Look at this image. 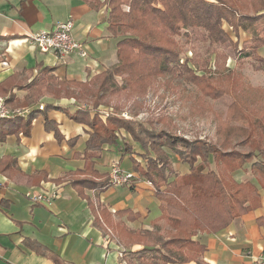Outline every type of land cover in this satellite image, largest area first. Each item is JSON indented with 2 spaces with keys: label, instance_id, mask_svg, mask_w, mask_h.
Returning a JSON list of instances; mask_svg holds the SVG:
<instances>
[{
  "label": "crops",
  "instance_id": "crops-1",
  "mask_svg": "<svg viewBox=\"0 0 264 264\" xmlns=\"http://www.w3.org/2000/svg\"><path fill=\"white\" fill-rule=\"evenodd\" d=\"M108 14L107 5L95 7L90 0H0V83L15 74L20 81L29 82L45 66L55 67L53 74L61 80H90L118 62L120 37L110 32ZM67 19H73L74 36L85 44L88 56L74 53L64 62L53 53L41 52L30 35ZM15 91L22 97L29 90ZM46 103L69 111L80 106L74 97L56 98L43 88L38 102L21 108L23 116ZM12 129L10 125L0 130V135L7 133L0 139V264H56L49 251L67 264H140L142 259L138 255L132 259L130 253L145 247L144 232L168 235L170 228L161 216L153 186L130 162L133 155L144 164L145 150L124 129V141L105 144L95 168L110 174L106 167L119 163L135 177L128 185L99 189L78 188L72 183L85 168L80 154L90 136L86 124L70 118L65 110L52 108L32 121L29 134ZM124 143L132 147V153L126 152ZM231 175L238 182L258 186L260 205L223 230L199 232L194 239L206 244L201 256L204 264H259L264 257V187L250 163ZM43 191L57 196L50 203L35 202L28 196V192ZM35 241L44 245V253L37 250Z\"/></svg>",
  "mask_w": 264,
  "mask_h": 264
},
{
  "label": "trees",
  "instance_id": "trees-1",
  "mask_svg": "<svg viewBox=\"0 0 264 264\" xmlns=\"http://www.w3.org/2000/svg\"><path fill=\"white\" fill-rule=\"evenodd\" d=\"M90 2L95 7L107 5L109 8L107 19L109 30L113 36L120 37L117 42L118 71L135 69L144 64L148 66L149 72L158 67L162 70L160 73L164 74L179 64L180 67L187 68L189 73H185V78L190 81L194 78L200 80L212 78V74L200 76L197 70L210 66L213 55L217 68L216 63L224 56L222 45L228 42L234 45L224 22L239 33L240 28L247 30L250 24L264 19V0H90ZM121 4H128L129 11H122L119 8ZM247 5L250 8H247ZM249 9L253 12L251 13ZM192 31L196 34L201 33L205 42H208V55L203 59L199 57L195 62H192L194 57H188L184 63L175 36L183 32L188 37ZM244 44L247 46L240 49L237 60H255V68L264 71V56L259 53V49L264 47V36H254ZM54 70L55 67H42L29 82L20 81L15 74L0 83V95L6 98L5 103L10 107L23 110L38 102L36 93H40L43 88L56 98L74 97L79 101L82 99L80 89L92 86L97 80H101L98 91L105 90L101 87H109L110 79L107 72L98 73L87 81H78L61 80L53 74ZM16 88L29 91L20 97L15 91ZM77 89L79 90L76 91ZM254 91L264 95V87H257ZM213 92L221 95L224 91L216 88ZM97 96V92L92 94L93 98ZM52 108L65 110L70 118L86 124L89 128L90 136L86 148L80 154L85 159V168L72 181L78 188L99 189L112 185L110 174L100 173L95 168V159L101 156L105 144L117 142L118 131L124 129L144 148L145 153L142 157L145 163L142 164L132 155L133 166L142 179L152 183L154 194L160 200L161 216L169 225L170 236L164 237L157 231H145L143 234L145 247L130 253L142 259L140 264H180L192 260L204 264L201 256L206 251V244L194 237L199 232L221 231L236 217L260 205L258 186L251 181H236L231 172L250 163L264 187L262 118L255 119L248 128H240L245 137L237 144L231 141L232 127L228 131L218 128L219 140L206 137L189 140L179 137L174 141L175 137L165 129L150 128L140 121L113 112H109L104 118L99 103L94 107L80 105L73 111L61 105L46 103L42 109H31L26 117L22 113L0 117V130L13 125L11 132L22 131L29 134L32 121ZM262 115L264 117V114ZM226 126L233 125L227 120L223 122V127ZM3 134L0 135V139H4ZM124 146L126 152L132 153V147L128 143H124ZM168 150L179 156L182 162L189 163L188 172L180 174L174 170ZM212 162L215 163V167H212ZM219 169H222L223 173ZM35 247L40 253H44V245L35 241ZM49 255L56 264H67L52 251H49ZM130 261L134 262L132 259Z\"/></svg>",
  "mask_w": 264,
  "mask_h": 264
},
{
  "label": "rangeland",
  "instance_id": "rangeland-1",
  "mask_svg": "<svg viewBox=\"0 0 264 264\" xmlns=\"http://www.w3.org/2000/svg\"><path fill=\"white\" fill-rule=\"evenodd\" d=\"M248 6L247 8H250ZM119 8L126 12L130 9L128 4H121ZM249 10L253 12L252 9ZM224 27L233 38L234 45L229 42L222 45L224 56L216 63L217 68L213 55L210 66L201 67L207 72L202 69L197 70L200 76L212 74V78L207 80L194 78L190 81L185 78L187 68L180 67L179 64L173 69L174 71L164 74L160 73L162 70L158 67L149 72L148 66L144 64L135 69L124 68L125 70L118 71V62H116L107 65L100 72L101 74L107 72L109 76V87H101L107 91L97 90L101 83V80H97L92 86L80 89L79 94L82 99L77 101L78 104L94 107L99 103L104 118L109 112H113L140 121L150 128L165 129L175 137L174 141L179 137L189 140L198 137L217 140L220 136L217 133L218 128L228 131L232 127L231 141L233 144L239 143L245 137L240 130L241 127L248 128L255 119H264L262 115L264 95L254 91L257 87H264V71L255 68V60H237L240 49L247 46L244 44L247 40L257 35L264 36V19L250 24L247 30L240 28L239 33L233 31L234 29L227 22H224ZM183 32L175 36L182 51V61L185 63L188 57L195 58L192 62L198 61L199 57L206 58L208 42H205L202 34L192 31L187 37ZM259 53L264 54V47L259 49ZM192 62L191 65L196 68ZM216 88L224 91V94L217 95L213 92ZM96 92L98 96L93 98L92 94ZM36 94L39 100L43 89ZM227 120L233 126L223 127V122ZM117 133L119 137L114 145H117L119 140L124 141L122 131ZM170 154L173 158L174 170L180 174L188 172L185 170H189V163L180 161L178 156L171 152ZM119 155L120 159L121 153ZM130 162L133 164L131 157ZM106 169L111 170L108 167ZM120 169L123 170L122 167ZM145 181L149 180L145 179ZM168 236L170 235L164 237ZM134 257L130 255V258Z\"/></svg>",
  "mask_w": 264,
  "mask_h": 264
},
{
  "label": "built area",
  "instance_id": "built-area-1",
  "mask_svg": "<svg viewBox=\"0 0 264 264\" xmlns=\"http://www.w3.org/2000/svg\"><path fill=\"white\" fill-rule=\"evenodd\" d=\"M73 19L60 20L49 30H41L30 35L32 43L43 53H53L60 61L66 62V58L74 53L81 57H87L88 51L85 44L74 36ZM7 61H4L6 63ZM41 108L44 104H41ZM16 113H22L20 109H10L7 107L4 98H0V117H8ZM135 174L120 169L119 163L113 164L110 170V179L112 184L128 185L132 183ZM152 184L150 181H147ZM28 196L35 202H52L57 194L56 192H28ZM259 264H264V257L260 259Z\"/></svg>",
  "mask_w": 264,
  "mask_h": 264
}]
</instances>
